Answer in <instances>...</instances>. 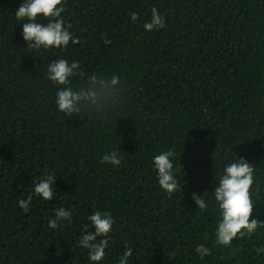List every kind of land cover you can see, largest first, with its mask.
<instances>
[{"label":"trees","instance_id":"16d2710c","mask_svg":"<svg viewBox=\"0 0 264 264\" xmlns=\"http://www.w3.org/2000/svg\"><path fill=\"white\" fill-rule=\"evenodd\" d=\"M23 2L0 0V264H119L129 249L127 264H264V0H62L78 43L47 49L24 41L26 21L15 17ZM153 8L165 27L146 31ZM59 59L84 73L70 78L74 90L93 74L117 77L115 98L60 112L64 86L47 71ZM169 150L179 185L171 194L154 165ZM111 152L119 165L101 163ZM235 159L254 169L258 225L225 244L214 190ZM48 175L56 195L44 201L34 185ZM29 196L25 211L18 202ZM58 207L71 221L50 228ZM96 212L114 223L92 262L79 237L85 225L94 232Z\"/></svg>","mask_w":264,"mask_h":264},{"label":"clouds","instance_id":"9594fccd","mask_svg":"<svg viewBox=\"0 0 264 264\" xmlns=\"http://www.w3.org/2000/svg\"><path fill=\"white\" fill-rule=\"evenodd\" d=\"M62 0H24L15 17L22 23V36L28 47L39 49L65 47L71 41L73 44L78 40L73 39L71 33L65 28L61 13L64 8L61 6ZM38 17L50 18L47 24L37 22ZM131 20L135 22L138 14L133 12ZM164 18L159 14L156 8L152 9V18L150 22L144 24L146 31L164 28ZM109 43V41H105ZM78 62L69 64L66 59L52 61L48 66V79L56 85L64 86L57 92L56 104L58 110L65 115L72 117L78 115L84 107L100 108L113 100L119 90V79L113 76L110 80L98 77L93 74L88 77L87 84L80 90H74L71 86V79L74 76H83L84 73L77 72ZM175 153L171 150L162 152L154 158V165L158 172V182L161 189L171 194L178 188V182L174 177V164L172 157ZM101 163L117 166L121 163V158L116 152L105 154L101 158ZM253 167L244 159L236 160L224 168V175L219 180V185L214 190V196L219 203L222 211V221L218 226V236L221 242L229 243L242 229L249 232L256 229L258 222L250 220L253 210V203L250 198V188L253 184ZM56 176L48 175L39 180L34 185V193L44 201L54 199L56 193L54 190V181ZM192 199L196 207L201 210L206 208L205 200L202 195L193 194ZM32 197L27 200H20L19 207L25 211L29 210ZM54 218L49 221L50 228H57L63 221H71L72 213L70 209L58 207L55 209ZM94 226V232L88 230L85 225L84 231L87 234H81L80 246L89 249V259L92 262H98L103 259L107 240L101 239L96 242L97 237H106L113 226V219L110 213L96 212L90 218ZM132 255L129 249L121 257L119 264H127L128 258Z\"/></svg>","mask_w":264,"mask_h":264}]
</instances>
